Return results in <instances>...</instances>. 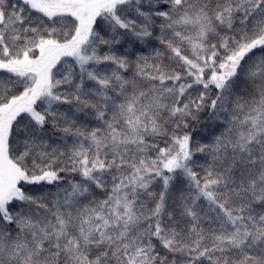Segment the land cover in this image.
<instances>
[{"label":"snow or ice","instance_id":"6c2138e0","mask_svg":"<svg viewBox=\"0 0 264 264\" xmlns=\"http://www.w3.org/2000/svg\"><path fill=\"white\" fill-rule=\"evenodd\" d=\"M0 264H264V0H0Z\"/></svg>","mask_w":264,"mask_h":264},{"label":"trees","instance_id":"16d2710c","mask_svg":"<svg viewBox=\"0 0 264 264\" xmlns=\"http://www.w3.org/2000/svg\"><path fill=\"white\" fill-rule=\"evenodd\" d=\"M152 43L155 44L157 47H159V44H158L157 41H152ZM117 47H119V46H117ZM148 51H151V49L149 48ZM68 59L71 60V58H68ZM205 119H206V117H205ZM197 127H200V125H197ZM69 143H70V142H69ZM199 162L202 163L203 161H199Z\"/></svg>","mask_w":264,"mask_h":264}]
</instances>
